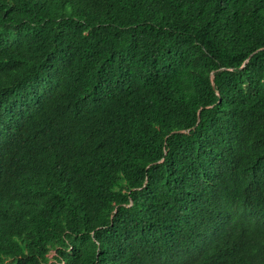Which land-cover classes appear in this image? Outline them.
<instances>
[{
	"label": "trees",
	"instance_id": "trees-1",
	"mask_svg": "<svg viewBox=\"0 0 264 264\" xmlns=\"http://www.w3.org/2000/svg\"><path fill=\"white\" fill-rule=\"evenodd\" d=\"M0 264H264V0H0Z\"/></svg>",
	"mask_w": 264,
	"mask_h": 264
}]
</instances>
